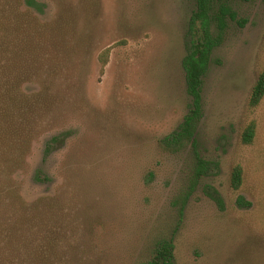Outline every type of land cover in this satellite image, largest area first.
I'll use <instances>...</instances> for the list:
<instances>
[{
  "label": "rangeland",
  "instance_id": "rangeland-1",
  "mask_svg": "<svg viewBox=\"0 0 264 264\" xmlns=\"http://www.w3.org/2000/svg\"><path fill=\"white\" fill-rule=\"evenodd\" d=\"M36 1L0 0L3 49L36 102L20 198L0 215V264H139L163 238L174 264H264V97L249 103L264 70V0H209L217 45L195 144L164 138L191 105L182 60L197 0Z\"/></svg>",
  "mask_w": 264,
  "mask_h": 264
},
{
  "label": "trees",
  "instance_id": "trees-1",
  "mask_svg": "<svg viewBox=\"0 0 264 264\" xmlns=\"http://www.w3.org/2000/svg\"><path fill=\"white\" fill-rule=\"evenodd\" d=\"M28 8H40L36 0H25ZM210 3L209 0H197V9L192 14L188 26L187 53L182 60L185 71L186 90L191 98L188 114L177 131L164 138L167 143H177L189 140L195 144V123L202 114V82L209 66L210 55L217 45V39L210 31ZM222 16L227 10L221 8ZM235 19V15H231ZM4 37H0V215L9 211L15 199L20 198L13 185L15 173L24 163L34 131L35 101L26 94L21 87L22 71L14 56H9L3 49ZM107 62L106 57L102 64ZM264 97V70L259 74L253 86L249 103L258 106ZM256 124L251 121L243 132V142L251 143L255 135ZM64 134L53 136L46 142L44 153L51 152L54 144L64 139ZM198 165L203 168L204 160L198 158ZM37 182H48L50 178L41 170L34 174ZM243 183V169L240 164L234 166L231 174V186L238 190ZM243 196L239 195L237 203H243ZM249 205V202H245ZM38 217L27 216L21 218L17 224L29 225ZM26 245V244H25ZM139 264H174V244L172 239L163 238L157 242L151 259Z\"/></svg>",
  "mask_w": 264,
  "mask_h": 264
}]
</instances>
